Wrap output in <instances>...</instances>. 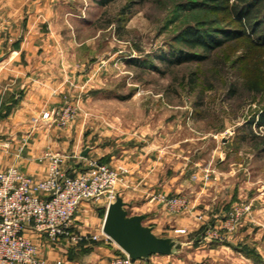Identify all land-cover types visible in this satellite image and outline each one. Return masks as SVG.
Listing matches in <instances>:
<instances>
[{"label":"rangeland","instance_id":"1","mask_svg":"<svg viewBox=\"0 0 264 264\" xmlns=\"http://www.w3.org/2000/svg\"><path fill=\"white\" fill-rule=\"evenodd\" d=\"M212 6L211 0L25 4L31 16L22 21L45 33L36 41L37 60L42 69L49 61L56 83L53 117L65 105L73 109L64 126L45 119L69 140L63 170L71 174L93 161L127 168L115 191L153 201L159 236L176 240L173 254L152 255L146 264H264V144L254 137L264 134L257 122L264 93L242 84L256 72L239 41L212 53L181 41L188 28L234 26ZM179 50L206 58L171 61ZM261 52L252 49V61L262 63ZM163 194L185 197L186 207L167 208L155 198Z\"/></svg>","mask_w":264,"mask_h":264},{"label":"crops","instance_id":"2","mask_svg":"<svg viewBox=\"0 0 264 264\" xmlns=\"http://www.w3.org/2000/svg\"><path fill=\"white\" fill-rule=\"evenodd\" d=\"M29 1L0 0V170L15 166L32 179L41 180L47 174V153L66 157L71 150L67 151L70 145L63 130L44 118L46 112H52L56 83L49 72V61L42 62V69L37 60L40 44L36 41L45 33L22 21L31 16L25 11ZM66 171L71 172L68 168ZM132 195V191L128 198L121 195L128 203L129 214H142L144 224L159 235L153 201H136ZM107 208L106 203L95 208L82 202L77 213L75 229L98 235L97 240L88 238L68 246L34 236L40 258L47 264H110L122 249L103 232Z\"/></svg>","mask_w":264,"mask_h":264},{"label":"built area","instance_id":"3","mask_svg":"<svg viewBox=\"0 0 264 264\" xmlns=\"http://www.w3.org/2000/svg\"><path fill=\"white\" fill-rule=\"evenodd\" d=\"M53 117L46 112L44 118L64 126L73 115L65 105ZM47 174L34 180L15 166L0 170V264H47L39 256L38 236L55 244L79 243L98 235L76 231V217L82 202L105 197L107 205L115 200L116 186L123 182L127 168L110 167L91 162L87 167L69 174L63 170V157L47 153ZM167 208L179 211L186 207L182 196L155 197ZM133 259L126 252L115 255L110 264H146Z\"/></svg>","mask_w":264,"mask_h":264},{"label":"trees","instance_id":"4","mask_svg":"<svg viewBox=\"0 0 264 264\" xmlns=\"http://www.w3.org/2000/svg\"><path fill=\"white\" fill-rule=\"evenodd\" d=\"M212 8L223 13L225 19L234 23V26H229L223 29H214L213 31L200 32L194 28H188L181 38V41L194 48L202 47L208 53H212L216 49L223 47L230 40L239 41L242 46L247 49L246 55L242 58L246 59L250 67H254L252 72L254 75L243 79L242 84L251 90L259 93H264V0H211ZM219 35V36H218ZM252 49H262V63H256L254 57L250 56ZM173 62L182 61H201L206 58L205 55L179 50L177 53L172 52ZM163 59L167 58L163 56ZM255 66H251V64ZM258 65L259 67L256 68ZM258 72V73H257ZM238 87L231 86V94H236ZM253 121V120H252ZM258 125L264 127V112L258 115ZM257 137L264 144V134ZM264 149V148H263Z\"/></svg>","mask_w":264,"mask_h":264},{"label":"water","instance_id":"5","mask_svg":"<svg viewBox=\"0 0 264 264\" xmlns=\"http://www.w3.org/2000/svg\"><path fill=\"white\" fill-rule=\"evenodd\" d=\"M127 206L128 203L117 193L115 200L108 205L103 232L133 259L173 254L176 240L157 235L151 226L144 224L142 214H129Z\"/></svg>","mask_w":264,"mask_h":264}]
</instances>
